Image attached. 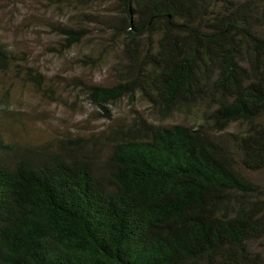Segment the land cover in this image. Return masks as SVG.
<instances>
[{
	"label": "trees",
	"instance_id": "trees-1",
	"mask_svg": "<svg viewBox=\"0 0 264 264\" xmlns=\"http://www.w3.org/2000/svg\"><path fill=\"white\" fill-rule=\"evenodd\" d=\"M56 1L106 6L115 82L86 85L104 112L137 96L156 121H200L0 131V264H264V0ZM11 58L0 41V70Z\"/></svg>",
	"mask_w": 264,
	"mask_h": 264
},
{
	"label": "rangeland",
	"instance_id": "rangeland-1",
	"mask_svg": "<svg viewBox=\"0 0 264 264\" xmlns=\"http://www.w3.org/2000/svg\"><path fill=\"white\" fill-rule=\"evenodd\" d=\"M105 11L99 4L80 10L56 0H0V41L12 56L0 70V107L8 109L0 110V131L7 140L43 144L68 135L99 137L139 116L161 124L200 121L196 109L156 121L137 96L109 104L105 112L91 100L86 85L115 82L114 54L103 43L110 41L103 36ZM73 27H82L85 36L69 47L65 30Z\"/></svg>",
	"mask_w": 264,
	"mask_h": 264
}]
</instances>
